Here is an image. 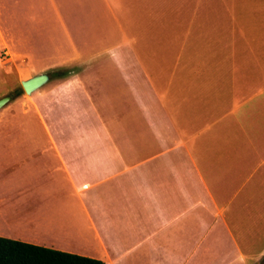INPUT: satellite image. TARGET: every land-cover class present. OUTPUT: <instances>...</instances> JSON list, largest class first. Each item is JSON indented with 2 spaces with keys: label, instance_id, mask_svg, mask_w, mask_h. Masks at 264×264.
Here are the masks:
<instances>
[{
  "label": "crops",
  "instance_id": "0c3cea01",
  "mask_svg": "<svg viewBox=\"0 0 264 264\" xmlns=\"http://www.w3.org/2000/svg\"><path fill=\"white\" fill-rule=\"evenodd\" d=\"M235 3L0 0V44L15 67L39 59L64 108L99 120L103 109L108 148L0 152V237L105 264H227L233 252L228 264H257L264 7ZM81 153L89 188L103 187L88 210L61 189L76 187Z\"/></svg>",
  "mask_w": 264,
  "mask_h": 264
},
{
  "label": "rangeland",
  "instance_id": "374dc122",
  "mask_svg": "<svg viewBox=\"0 0 264 264\" xmlns=\"http://www.w3.org/2000/svg\"><path fill=\"white\" fill-rule=\"evenodd\" d=\"M235 4L252 11L264 7V0H236ZM11 50L14 49L10 45L0 44V99L10 96V100L0 109V152H107L103 109L98 110L102 113V119L99 120L90 116L92 110L88 108H64L58 103V90L54 89L53 79L31 94H26L20 82L40 75L47 69L41 60L32 61L31 58L28 60V70H23L18 63L16 68L10 57L12 55L8 54ZM53 98L54 103L48 115L46 106ZM41 115L45 119V126L40 120ZM82 157L83 153L79 158L80 174L70 170L76 187L73 188L67 182L61 189H64L65 198H72L75 208L80 200L88 210L90 194L101 191L103 187L89 188L93 181L90 178L89 157ZM71 160L72 156L66 155V161ZM79 215L82 226H89L83 209ZM89 231L92 233V230ZM131 255L135 258V253ZM235 255L234 252L228 254L227 264L230 260L235 261ZM128 260V257H124L117 264H126ZM257 264H264V257Z\"/></svg>",
  "mask_w": 264,
  "mask_h": 264
},
{
  "label": "trees",
  "instance_id": "16d2710c",
  "mask_svg": "<svg viewBox=\"0 0 264 264\" xmlns=\"http://www.w3.org/2000/svg\"><path fill=\"white\" fill-rule=\"evenodd\" d=\"M0 264H105L101 260L0 237Z\"/></svg>",
  "mask_w": 264,
  "mask_h": 264
},
{
  "label": "water",
  "instance_id": "95a60500",
  "mask_svg": "<svg viewBox=\"0 0 264 264\" xmlns=\"http://www.w3.org/2000/svg\"><path fill=\"white\" fill-rule=\"evenodd\" d=\"M48 80V76L45 74H40L34 76L28 80L21 81V87L26 94H31L33 91L38 89ZM10 100V96H6L0 99V109Z\"/></svg>",
  "mask_w": 264,
  "mask_h": 264
}]
</instances>
